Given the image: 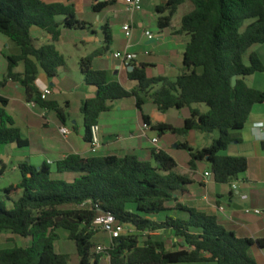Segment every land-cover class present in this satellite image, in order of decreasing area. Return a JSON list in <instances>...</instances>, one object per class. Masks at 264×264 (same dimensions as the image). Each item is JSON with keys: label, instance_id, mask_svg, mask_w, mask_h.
<instances>
[{"label": "trees", "instance_id": "16d2710c", "mask_svg": "<svg viewBox=\"0 0 264 264\" xmlns=\"http://www.w3.org/2000/svg\"><path fill=\"white\" fill-rule=\"evenodd\" d=\"M80 3L0 0V33L21 50L19 56H7L9 75L0 81V91L12 81L26 90L28 103L65 117L57 102L42 99L36 83L40 73L51 80L66 67V59L55 44L63 29L87 28L78 20ZM185 3L194 9L182 18L178 31L189 42L182 73L176 80L149 77L147 67L134 65L128 78L138 86L129 91L111 80L107 71L95 70V60L109 52L113 44L111 28L104 26L106 46L81 61L86 84L97 89V96L81 108L85 140L90 143L91 127L98 125L100 117L117 101L134 98L140 112L147 101L164 114L188 108L190 117L183 128L153 125L146 115L143 120L161 135L187 137L196 131L219 132L220 137L209 148L196 150L188 143L179 144V148L190 153L191 170L207 162L215 183L232 184L248 171V159L220 153L240 142L238 132L246 126L254 107L264 104V91L248 84L250 77L264 72V63L257 54L250 56L249 65L245 63L252 47L264 45V0H169L156 8L160 15L158 28L169 29ZM115 4L116 0L98 2L93 10L101 13ZM33 28L47 33L49 43L38 48ZM21 64L24 71L16 73ZM0 103V154L12 144L28 146L5 111L8 100L0 96ZM200 105H205L207 111H202ZM152 158L153 162L134 154L86 158L71 154L55 163V168L47 162L39 167L21 164V181L1 190L0 236L11 233L30 240V245L0 249V264H69L70 256L56 250L60 229L68 231L69 239L76 244L80 264H100V256L93 253L95 232L91 230L96 206L114 215L120 224H132L137 229L133 235L114 240L108 251L112 264H257L250 254L256 243L253 239L238 237L216 216L182 203L193 181L175 172L176 159L163 150H152ZM56 174H73L75 178L55 179ZM84 203H89L91 211L63 210ZM163 233L173 235L174 250L169 249ZM257 244L264 248V240Z\"/></svg>", "mask_w": 264, "mask_h": 264}, {"label": "crops", "instance_id": "0c3cea01", "mask_svg": "<svg viewBox=\"0 0 264 264\" xmlns=\"http://www.w3.org/2000/svg\"><path fill=\"white\" fill-rule=\"evenodd\" d=\"M78 1L81 2L79 5V9L81 11V13L79 14L80 16L83 13L84 0H78ZM91 1H92V7H94L95 5H97L98 2H104L106 0H91ZM163 1L164 0H158L157 7L164 4ZM76 2L77 1H75L74 3ZM186 4H190V3H185L183 5ZM117 8L120 9V11L118 10L119 11L118 13L124 12L126 14H129L126 11L125 0H116V4L108 8L107 10L110 9L116 10ZM141 14L142 13L137 14L140 15L139 20H136L137 15H135L132 19V16L130 14H129L130 17L129 19L121 20L120 33L124 36L125 39L126 37L122 31V27L129 22L132 23L133 36L131 40L126 39L122 43L121 47L117 48L116 51H114L110 57H107L106 61H104L102 55L98 57L94 62L95 70L107 71L109 75L113 76L112 79L113 81L115 80L118 81L129 91L135 89L138 86V84L136 82L129 80L128 78V74L130 72L129 68L124 67L120 61L116 60L113 57V54L115 52L124 51L125 49H127L129 45H131L132 48L130 51L138 55V59L134 65L138 68H143L145 66L147 67L146 71H148V68L150 67L151 68L157 67V63L153 60L150 61L146 59L152 54L148 51L142 50L145 39L148 40V42L146 43L148 46L154 44L157 41V39H161L162 44H161V48H159L158 54L167 58H171L173 52L179 53L180 55H182V58H184L185 49L189 42V38L186 35H182L178 33L181 26L179 29L177 28L174 29L170 33V35L165 34V30H160V33L158 35H154L155 36L154 40H149L145 35V32L148 31L145 30L146 21L142 18ZM79 16H78V20H79ZM158 18L159 17L155 19L156 22ZM106 25H109L112 31L111 22L107 17L105 18L104 26ZM91 29L94 30L95 33L97 32L96 31L97 26H91ZM33 33H37L38 35L42 36L45 40H47V44L49 43L50 36L47 33L45 34L42 33V30L38 28H33L32 34ZM114 40L115 39L113 35V44L115 42ZM97 41L101 43L99 39H97ZM60 42L61 39L58 43ZM166 47L168 48L166 49ZM19 55H21V50L19 46L15 42H13L12 40H10L9 38L5 37L0 33V57H2L7 62V68H4L2 71H0V81L8 78L9 75L8 72L9 64H8L7 56H19ZM103 62H106V64L102 65ZM100 63L101 66L97 68V65L98 64L100 65ZM61 70L62 69H60L59 72ZM23 71H24V66L22 64L15 69L16 73H22ZM58 77L59 76L50 80L46 77L45 74L40 73L36 85L40 90V92L46 88H50L52 91V95L48 98V100L51 102L52 101L57 102L59 109H62L58 100L54 98L59 93V91L57 90V87L59 85ZM84 83L86 86L87 94L80 100L81 108L85 101L89 99H93L97 96L96 87L88 86L85 81ZM248 84H249V79H248ZM9 88H12L15 93H6V91ZM0 96L8 100V105L5 107V111L14 121L15 127H17L20 130L22 139L26 141V144H28V146L23 148L34 147L35 149H37V153L34 156V158L36 159L44 158V157L48 158L42 161L39 165H35L32 164L33 157L30 158L25 157L24 160L23 157H20L21 162L19 164V169H20V165L24 163H29L36 167H39L44 162H47L48 164L55 166V163L65 159L71 154H77L85 158L93 156L90 152L91 150L90 143L85 140V137L87 135L86 131H85V135L82 136L81 140L84 141L88 145V147L86 146L84 147L83 145H81V143L78 142L71 143L70 138L73 135L71 130H70L71 134L68 137H64L60 133L59 129L61 127L68 128L67 115H65V117L63 118H59V116L56 115L57 116L56 119L52 115V113L55 111H50L48 109L42 108L38 104L36 105V107H31L30 103H28L26 100V90L22 86L12 81H9L7 86L2 91H0ZM71 106H72V102L70 100H66L65 102L66 109H70ZM0 107H2L1 103H0ZM114 108H115V104L113 103L112 110ZM119 108L122 109L121 105ZM258 108L259 107L257 106L254 107L253 112L246 126L241 131V134L239 135L240 142H235L236 144L233 143V145L239 146L241 148L239 150L240 152L239 156H243L248 159L249 168L246 174H244V178L242 179L240 177L238 181L232 184H217L214 182L212 177L211 178L205 177L206 173L212 175L211 168L207 167L205 165V162L199 163L197 164V168L195 171L190 170L189 171L190 173L186 175L190 179H192L193 184L188 187L189 195L186 198H183L181 201L184 205L190 208H196L208 214L216 216L220 224H222L228 230L233 231L238 237L253 239L256 243L250 250V254L256 260L257 264H264V248H261L257 244L258 240H264V227H262L263 219L262 217H252L245 211L249 209V207L253 208L256 202L262 201V196H264V112ZM110 112L104 113L100 117L98 123L101 129L100 134L102 138L103 147L107 146L106 139L111 137H114L115 141L121 144L122 142L121 135L123 131H126L127 133V136L124 140H127L129 142H136V143H134L131 146H123L114 151H110V153H107L104 156L122 157L128 154H134L139 157V155L143 154L145 151V147L141 142L142 139L147 138L152 140L154 138H157L156 136L149 138L148 133L152 131L151 129L147 133V137L143 136L144 124L140 128L138 127L137 129H133L132 125L126 122L125 119L123 118L120 121H117V119L111 117L104 119L105 116L111 114ZM65 114H67L66 111ZM149 117L151 118L153 125L168 124L166 122H157L153 117L151 116ZM163 118L165 120L167 119V116L164 113H163ZM75 124L76 123L74 122V125ZM189 145L193 147L191 144ZM9 147L11 148V150L22 149L15 144L9 145ZM158 149L165 151L163 148L159 147V143H158ZM49 155L56 156L58 158L52 159L49 157ZM6 171H7V165L4 162H2L0 168V179L5 175ZM213 183L217 185H226L228 186L229 190H227V192L225 193H221L216 191L215 189H211V185ZM234 186H236L237 189H234ZM234 206H238L240 208L237 209ZM263 209H264V204H263ZM99 262H102V260L99 259Z\"/></svg>", "mask_w": 264, "mask_h": 264}, {"label": "rangeland", "instance_id": "374dc122", "mask_svg": "<svg viewBox=\"0 0 264 264\" xmlns=\"http://www.w3.org/2000/svg\"><path fill=\"white\" fill-rule=\"evenodd\" d=\"M167 0H164L165 3ZM157 2L158 0H144L143 2V11L142 18L146 21V31H150L154 35H158L160 33V29L158 28V23L155 21L157 17L160 15L157 13ZM193 6L191 4L183 5L179 8L178 12L174 16L172 26L169 29L165 30V34L170 35V33L174 29H179L181 26L182 18L191 10ZM117 10V11H116ZM110 9L104 11L102 13H97L93 10L92 1L84 0L83 5V13L79 16L80 22H86V29H63L62 30V38L61 42L55 44L57 50L64 55L66 59V67L62 68V70L58 74L59 85L57 90L59 93L54 97L60 103L62 110L64 109L67 112V126L72 131L73 135L70 138L71 143H81L84 147H88V145L82 141V136L85 135V124L84 117L81 113L80 100L86 96V86H85V78L81 72V61L90 56L97 49H101L105 44V18L107 17L112 25V32L114 35V44L111 47V50L103 55L104 61H106L107 57H110L117 48L121 47L122 43L126 40L124 36L120 33L121 29V20L129 19V14L124 12L118 13L120 11L117 9ZM119 10V11H118ZM117 12V13H116ZM140 19V15L136 16V20ZM91 26H97V32L91 29ZM245 30V27L242 31ZM42 33L45 34L44 31ZM33 38L35 40V44L38 48L47 44V40H45L42 36L37 33H33ZM100 40L101 43L97 41ZM147 39H145L143 43L142 50L148 51L152 55L147 57L148 60H153L157 63V67L148 68L147 74L149 77H168L171 80H176L177 77L182 73L183 70V58L177 52H173L171 58H167L159 55V48H161V39H157V41L152 45H147ZM168 47H166L167 49ZM258 54L260 59L264 63V45H256L252 47L247 54L245 55V63L246 65L250 64V56L252 54ZM106 64V62H103ZM101 66L98 64L97 68ZM4 68H7V62L0 57V71ZM110 79H113L112 75H109ZM249 84L261 91H264V72L258 73L249 78ZM6 93H15L12 88H9ZM66 100H70L72 102V106L70 109H66L65 102ZM122 103V104H120ZM115 108L105 116L106 118H115L117 121H120L122 118L125 119L126 122L132 125L133 129H137L138 127H142L144 124L143 115L153 117L157 122H166L168 124L173 125L176 128H183L185 124V120L190 117V110L188 108H184L181 110L172 109L166 113L167 119L163 118V113L159 112L151 101H147L143 106V111L140 112L136 107V102L134 98H128L122 101L114 102ZM122 107L120 109L119 107ZM204 112L207 111V107L205 105H200ZM258 109L264 112V104L257 105ZM262 107V108H260ZM53 117L57 119L56 111L52 113ZM74 122L76 123L74 125ZM242 131V130H241ZM241 131L238 134H241ZM149 138L156 136L159 139V147L163 148L165 152L171 154L177 161L178 166L175 172L179 175H187L191 170L190 162L191 156L190 153L184 149L179 148V144L188 143L191 144L196 150H202L204 148H209L213 145L214 140H217L220 137L219 132L214 134H204L201 132H193L187 137L166 133L165 135H161L158 131L152 130L149 133ZM127 136L126 131L122 132L121 138L122 142L119 144L115 141L114 137L107 138L106 144L100 149L97 156H104L110 151H114L123 146H131L136 142H129L124 140ZM111 142V143H110ZM142 144L145 147V151L143 154L139 155V158L143 161H151L152 158V150L155 149L153 144L151 143V139L143 138ZM236 144V143H235ZM241 148L236 145H230L228 149L220 155L222 156H239ZM37 153V149L33 148H22L18 150H14L7 146L2 154H0V168L2 162L7 165V171L5 175L0 179V196L2 195L1 189L9 187L11 184H17L21 181V172L19 169L20 157H23V160L26 158H32V164L39 165L42 161L48 159L44 158H34ZM52 159H57L58 157L49 155ZM205 165L211 168V165L205 162ZM55 168V166H53ZM199 177V176H198ZM53 178L61 179L66 181H72L75 178L73 174H64V175H54ZM244 178V175L241 176ZM211 189H215L218 192L225 193L229 190L226 185H217L213 183L211 185ZM264 196H262V201L256 202L253 208L245 210L252 217H262L264 227ZM263 203V204H262ZM239 209L240 207L234 206ZM63 210H74L76 212L79 211H91V206H73V207H65ZM257 211H260L262 214H257ZM59 236V240L56 242V250L58 253L68 254L70 256L69 264H80V258L77 253L76 244L69 239V232L60 229L57 231ZM163 237L168 241L169 249L174 250L173 246V235L164 233ZM143 238H141V241ZM94 249L93 253L98 255L96 249L98 246H104L107 249L112 247L113 241L110 237L105 233H95L94 239ZM30 245V240H25L21 237L15 236L11 233H4L0 236V249L2 248H11L15 246H28ZM100 264H112L111 259H108L106 254H100Z\"/></svg>", "mask_w": 264, "mask_h": 264}, {"label": "built area", "instance_id": "2783aa9c", "mask_svg": "<svg viewBox=\"0 0 264 264\" xmlns=\"http://www.w3.org/2000/svg\"><path fill=\"white\" fill-rule=\"evenodd\" d=\"M125 5H126V11L132 16V19L135 15L142 13L143 11V0H125ZM122 31L126 37L127 40H131L132 36H133V26L132 23L129 22L127 24H125L122 27ZM146 37L149 40H154L155 36L153 33L147 31L145 32ZM132 46L129 45L127 47V49H125L124 51H118L115 52L113 54V57L120 61L122 63V65L126 68H130L132 66H134L135 62L138 59V55L135 53H132L131 50ZM42 93V99L44 101L48 100V98L52 95V91L50 88H46L43 91H41ZM36 103H30L31 107H36ZM151 127L147 124L144 123L143 126V133L145 137H147V133L150 131ZM100 126L99 125H94L91 127V139H90V147H91V154L92 155H97L98 152L100 151V149L103 147V143H102V138H101V134H100ZM60 133L64 136V137H68L71 134L70 129H68L67 127H61L59 129ZM152 144L154 145L156 151H160L158 149V143H159V139L158 138H154L151 140ZM206 178H211L212 175L209 173L205 174ZM234 189H237L236 186H234ZM89 205V203H84L81 206H87ZM96 210H97V216L95 217L91 230L95 233H105L107 234L110 239L114 242V240L119 239L120 237L123 236H129V235H133L137 232V229L134 225L132 224H125L122 223L120 224L114 215H112L111 213H106V212H102L98 206H96ZM223 210V209H221ZM257 214H262L260 211H257ZM110 250L107 249L104 246H98L96 249V252L98 255L100 254H106L107 257L109 259H111L110 255L108 254V251Z\"/></svg>", "mask_w": 264, "mask_h": 264}, {"label": "water", "instance_id": "95a60500", "mask_svg": "<svg viewBox=\"0 0 264 264\" xmlns=\"http://www.w3.org/2000/svg\"><path fill=\"white\" fill-rule=\"evenodd\" d=\"M133 70H134L133 66L129 68V71H133ZM236 86H237V77H234V79H233V87H236Z\"/></svg>", "mask_w": 264, "mask_h": 264}]
</instances>
